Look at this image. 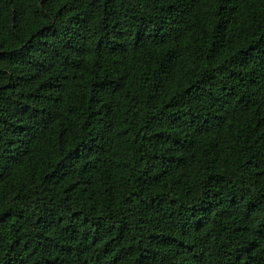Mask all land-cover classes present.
I'll return each mask as SVG.
<instances>
[{
  "label": "trees",
  "instance_id": "obj_1",
  "mask_svg": "<svg viewBox=\"0 0 264 264\" xmlns=\"http://www.w3.org/2000/svg\"><path fill=\"white\" fill-rule=\"evenodd\" d=\"M0 264H264V0H0Z\"/></svg>",
  "mask_w": 264,
  "mask_h": 264
}]
</instances>
